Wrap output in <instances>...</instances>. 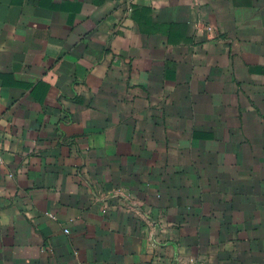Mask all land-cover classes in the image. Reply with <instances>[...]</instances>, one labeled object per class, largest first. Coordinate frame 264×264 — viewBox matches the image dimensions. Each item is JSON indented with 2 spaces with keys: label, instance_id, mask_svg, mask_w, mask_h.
Wrapping results in <instances>:
<instances>
[{
  "label": "crops",
  "instance_id": "0c3cea01",
  "mask_svg": "<svg viewBox=\"0 0 264 264\" xmlns=\"http://www.w3.org/2000/svg\"><path fill=\"white\" fill-rule=\"evenodd\" d=\"M0 151V264H264V0H0Z\"/></svg>",
  "mask_w": 264,
  "mask_h": 264
},
{
  "label": "built area",
  "instance_id": "2783aa9c",
  "mask_svg": "<svg viewBox=\"0 0 264 264\" xmlns=\"http://www.w3.org/2000/svg\"><path fill=\"white\" fill-rule=\"evenodd\" d=\"M209 28H211V26H208ZM3 161V156H2V153L0 151V163ZM11 174V173H10ZM69 229L66 227L65 228V231H68Z\"/></svg>",
  "mask_w": 264,
  "mask_h": 264
}]
</instances>
